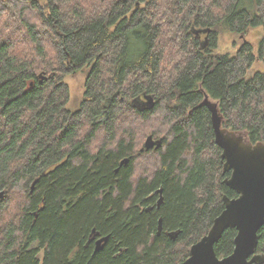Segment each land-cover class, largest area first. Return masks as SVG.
Instances as JSON below:
<instances>
[{
	"label": "trees",
	"instance_id": "16d2710c",
	"mask_svg": "<svg viewBox=\"0 0 264 264\" xmlns=\"http://www.w3.org/2000/svg\"><path fill=\"white\" fill-rule=\"evenodd\" d=\"M259 26L257 46L215 51L221 31ZM257 60L264 0H0V264L184 261L237 196L200 103L264 143V72L246 78ZM85 66L72 111L65 77ZM149 135L161 145L142 149Z\"/></svg>",
	"mask_w": 264,
	"mask_h": 264
},
{
	"label": "water",
	"instance_id": "95a60500",
	"mask_svg": "<svg viewBox=\"0 0 264 264\" xmlns=\"http://www.w3.org/2000/svg\"><path fill=\"white\" fill-rule=\"evenodd\" d=\"M209 31L207 28L201 32L208 34ZM39 77L44 78L41 74ZM144 98L145 102L153 101L150 96ZM202 104L207 106L211 114L215 142L222 150L223 172L230 173L223 182L237 196L223 195V210L214 218L209 231L191 245L189 256L179 264H263L264 254L257 252V245L258 230L264 224V143H252L245 131L223 126L224 119L218 104L207 94ZM160 145V139L155 140L149 135L142 149L148 150ZM127 161L128 158H125L120 164ZM33 187L34 183L31 191ZM158 191L161 192V189ZM161 200L160 196L157 206ZM229 227L236 229L234 247L230 254L219 257L215 252V244ZM108 236L96 239L94 252L103 248Z\"/></svg>",
	"mask_w": 264,
	"mask_h": 264
},
{
	"label": "rangeland",
	"instance_id": "374dc122",
	"mask_svg": "<svg viewBox=\"0 0 264 264\" xmlns=\"http://www.w3.org/2000/svg\"><path fill=\"white\" fill-rule=\"evenodd\" d=\"M141 5L142 4H138L137 6ZM197 34L199 42H205V39H207L206 32H198ZM262 34L263 28L261 26L247 30L243 34L242 38L241 35H237L234 32L225 29L218 35L217 47L215 51L221 54L232 55L237 51V48L240 46L242 39L244 38L245 41H249L253 45L257 46L259 40L262 37ZM88 71L89 67L85 66L81 70L65 77V82L68 84L70 90V98L67 103V107L72 111L77 110L80 106V102L82 100L84 92L85 79ZM257 71L264 72V63L260 60H257L251 67H249L246 73V78H250Z\"/></svg>",
	"mask_w": 264,
	"mask_h": 264
},
{
	"label": "flooded vegetation",
	"instance_id": "af4514ba",
	"mask_svg": "<svg viewBox=\"0 0 264 264\" xmlns=\"http://www.w3.org/2000/svg\"><path fill=\"white\" fill-rule=\"evenodd\" d=\"M196 34H197V32H196ZM230 174V173H229ZM96 241V240H95ZM95 244V243H94Z\"/></svg>",
	"mask_w": 264,
	"mask_h": 264
}]
</instances>
